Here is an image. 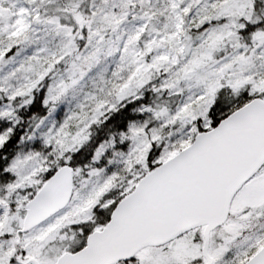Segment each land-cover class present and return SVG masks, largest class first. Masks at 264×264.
Returning a JSON list of instances; mask_svg holds the SVG:
<instances>
[{
    "label": "snow or ice",
    "instance_id": "snow-or-ice-1",
    "mask_svg": "<svg viewBox=\"0 0 264 264\" xmlns=\"http://www.w3.org/2000/svg\"><path fill=\"white\" fill-rule=\"evenodd\" d=\"M0 264H264V0H0Z\"/></svg>",
    "mask_w": 264,
    "mask_h": 264
}]
</instances>
